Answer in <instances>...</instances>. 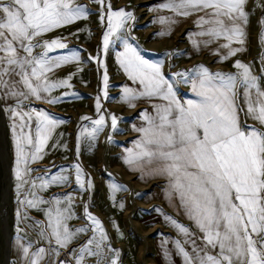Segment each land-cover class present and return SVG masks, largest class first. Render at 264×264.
<instances>
[{"label":"snow or ice","instance_id":"6c2138e0","mask_svg":"<svg viewBox=\"0 0 264 264\" xmlns=\"http://www.w3.org/2000/svg\"><path fill=\"white\" fill-rule=\"evenodd\" d=\"M96 2L105 4V0ZM246 3L247 0H163L158 9H169L174 16L182 17L203 12L204 15L195 21L201 31L194 35L210 37L203 41L204 44L224 37L227 43L220 47L227 49V54L222 57L227 59L244 51V25L248 22ZM84 16L85 8L74 0H0V98L17 99V107L8 109L16 118L12 127L16 153L14 176L20 204L17 219L18 223L27 220L28 209L43 210L46 224L35 221L33 226L39 228L40 239L55 245L50 249L39 247L31 251L32 242L26 243L24 237L19 236L17 246L23 264H41L46 255L58 256L59 249L67 248L89 227L85 225L75 230L69 227L67 222L74 218L71 195L56 196L50 201L38 195V191L49 184L67 183L66 176L43 180L30 175L34 171L30 164L43 158L45 147L60 121L44 110L24 111L19 107L30 98L42 99L43 94L53 88L71 87L70 76L50 82L46 74L52 66L59 67L79 59L78 55L73 53L53 59L48 52L67 48V44L59 38L45 40L42 44H34L33 40ZM131 19H134L132 12L107 6V12L101 14V20L107 21L103 37L105 48L110 37ZM155 22L169 26L176 23L171 16L158 17ZM261 23L264 24V20ZM261 38L264 39V33ZM192 42L198 48L200 42L195 39ZM233 42L240 47H232ZM34 47H42L44 51L33 55ZM119 63L128 78L140 86V90L125 86L121 96L123 102L134 107L133 101L139 98L161 101L153 104V112L142 111L145 125L135 129L141 135L134 147L127 150L124 159L133 170L143 173L147 167V174L166 177L168 199L179 200L184 214L202 234L197 236L188 226L165 217L183 237V243L180 240L174 243L184 264H264V86L257 76L239 60L234 64L238 69L235 74L211 73L199 65L188 72L175 74L181 82H191V91L196 97L182 102L173 83L162 73L161 65L144 59L132 45L125 43ZM103 81L107 88V72ZM104 95L107 96V92ZM57 99L48 102L54 103ZM241 100L244 107H241ZM96 108L99 112V98ZM241 112L259 127L242 123ZM110 118L111 127L115 129L117 117L112 115ZM92 123L94 127L84 131L94 138L102 130L105 117L100 115ZM74 167L76 182L83 189L82 169L78 164ZM37 179L41 180L39 185ZM86 184L91 189L90 178ZM112 188L119 190L118 185ZM42 204L50 206L41 209ZM84 212V218L91 222L93 236L76 250V264H84L86 256H96L97 264H117V259L107 257L105 252L107 235L101 221L88 211L87 205ZM23 231L17 227L18 233ZM198 240L202 244L197 243ZM185 244L191 245L190 252L185 249ZM107 250L113 251L110 246Z\"/></svg>","mask_w":264,"mask_h":264},{"label":"rangeland","instance_id":"374dc122","mask_svg":"<svg viewBox=\"0 0 264 264\" xmlns=\"http://www.w3.org/2000/svg\"><path fill=\"white\" fill-rule=\"evenodd\" d=\"M263 1L247 0L245 11L248 13V22L244 25V51L227 59H222L227 54V49L220 47L227 43L225 39L204 44L201 49H194L192 41L199 36L194 34L201 30L195 21L199 14L204 15L203 12H193L181 21L176 31L160 36V29L161 32L167 33L178 27L166 28L160 24L159 28L155 22L161 16H174L172 12L158 9L163 0H105V4L97 3L96 0H74L77 5L85 8L86 16L53 28L43 36L45 39L36 37L33 40L35 44H42L45 40L59 38L67 44V48L53 49L48 55L55 59L76 53L79 59H72L59 67L52 66V70L46 74L50 82L61 81L70 76L68 83L71 87H56L49 93H44L42 99L33 97L19 104L24 111L44 110L53 119L60 121L45 147L43 158L30 164L34 169L30 175L32 178L39 177L43 180H49L51 176H66L67 183L49 184L46 189L38 191V195L45 201H50L56 196L63 198L64 195H71L74 218L67 222L69 227L75 230L89 225L88 230L78 234L67 248L59 249L58 256L46 255L41 264H59L61 260L64 264H76V250L93 236L91 222L84 218L85 205L88 206V211L101 221L107 235L104 242L107 257L116 258L117 264H158L157 252L152 250V242L158 237H163L164 230L156 222V215L152 211L154 204L146 201L150 198L136 197L137 194H142V190L134 186L133 180L123 179L116 164L119 163L117 156L122 146L133 136L138 124L144 121L141 117L142 111L146 109L149 113L153 112V104L161 101L158 98H139L133 101L134 107H129L128 103L121 100L125 86L137 90H140V86L128 78L119 63V55L127 43L135 47L144 59L160 64L162 73L173 83L180 100L186 97L190 82H181L175 74L188 72L199 65L208 68L211 73L235 74L238 69L234 64L239 60L249 66L252 74L257 76L258 82L264 86V39L261 38L264 33V24L261 23L264 20ZM108 5L113 10L123 8L132 12L134 19L129 20L123 29L110 37L108 47L105 48L103 37L107 31V21L101 20V14L107 12ZM232 47L240 45L233 42ZM32 51L33 55H39L44 49L34 47ZM105 72L108 76L107 88L103 81ZM104 92H107V96ZM52 98L58 99L49 103ZM97 98L100 100L99 112L96 108ZM6 101L8 104L3 107L0 98L6 121L5 136L9 160L8 153L12 147L15 148L12 126L16 118L12 117L8 109L16 108L17 100L11 97ZM241 107H244L242 100ZM243 113H240L242 123L259 127L247 116L246 121H243ZM100 115L105 117V124L93 138L84 129L91 130L94 127L92 121L99 119ZM112 115L117 117L115 129L111 127ZM85 116L90 119L82 120ZM75 164L82 169L85 181L83 189L76 182ZM89 178L91 189L87 188L86 184ZM1 182L0 166V189ZM40 182V179L36 180L37 185ZM16 183L15 176L12 175L10 204L13 212V230L10 245L14 252L9 255L8 264H23V257L17 246L19 236H23L26 243L32 242L31 251L39 247H55L54 243L50 245L47 240L40 239L39 228L33 226L35 221L46 224L47 217L43 210L28 209L29 218L18 223L17 209L20 204L17 201ZM113 185H118L119 190L113 191ZM49 206L42 204L40 208ZM17 227L24 231L18 233ZM1 244L0 233V262L3 259ZM107 246L113 251L108 252ZM84 264H97V257L86 256Z\"/></svg>","mask_w":264,"mask_h":264},{"label":"crops","instance_id":"0c3cea01","mask_svg":"<svg viewBox=\"0 0 264 264\" xmlns=\"http://www.w3.org/2000/svg\"><path fill=\"white\" fill-rule=\"evenodd\" d=\"M163 11H169V9H165ZM168 13V14H169ZM164 14V13H163ZM201 14H199L200 16ZM176 23L172 24L171 26H178L174 28L173 30L167 32L165 35L160 36H166L169 33L176 31L177 28H179V25L182 23L181 21L185 19V17L182 16H173L172 17ZM182 18V19H181ZM159 25L160 23L156 22ZM166 28L169 25L163 24ZM246 26V25H245ZM182 27V26H180ZM201 31V30H200ZM161 32V29L159 30V33ZM48 33H42L40 36L41 38H44L43 36H46ZM36 39V38H34ZM45 39V38H44ZM210 37L208 36H198L195 40L200 42L198 48L195 47L194 49H201L204 45L203 41L209 40ZM225 39L224 37H220L218 39H213L212 41H220ZM226 40V39H225ZM244 42H246V30H245V36H244ZM35 44V43H34ZM22 55H25L21 52ZM188 93L186 97L182 98V102L189 99H196L194 93L191 91V82L189 84ZM22 90V89H21ZM1 98V105L4 107L8 103L6 100ZM17 100V99H16ZM243 121H246V115L243 113L242 117ZM145 125V121H141L140 124L136 128H140ZM140 133L135 131L133 136L122 146V149L120 150L117 159L119 161L116 166L118 167V173L123 179H131L135 183V187L142 190V194H137V198H150L146 200L147 202H151L154 204V208L152 211H154V214L156 215V222L157 224L164 230L163 237L156 238L152 243V250L157 252V263L158 264H184V259L180 255V253L177 250L176 244L174 243L176 240H180L183 243V237L177 232V230L171 226V224L165 219L166 216L172 217L176 219L178 222L188 226L192 232H194L197 236H201L202 234L196 229L193 222L188 219V217L184 214V209L180 207L179 200L176 198H173L171 201L168 199L166 195V189L168 187V181L166 177L163 176H155L147 174L149 172V168H145L144 172L133 170L132 167H130L128 164L125 163V156L127 155V150L134 147V142L139 139ZM152 167H156V165H152ZM197 243L202 244V241L198 240ZM185 249L187 251H191V245L185 244ZM215 251V250H213ZM14 254V253H13Z\"/></svg>","mask_w":264,"mask_h":264},{"label":"water","instance_id":"95a60500","mask_svg":"<svg viewBox=\"0 0 264 264\" xmlns=\"http://www.w3.org/2000/svg\"><path fill=\"white\" fill-rule=\"evenodd\" d=\"M5 115L2 106L0 105V166H1V181L7 180L6 188L7 190L10 188V180L6 177L7 168L6 160H5V150L7 147V140L5 136ZM13 225H12V216L11 211L8 210L1 211L0 209V233L2 235V244L1 250L3 253V259L6 264H8V250L10 245V239L12 235Z\"/></svg>","mask_w":264,"mask_h":264},{"label":"bare ground","instance_id":"6f19581e","mask_svg":"<svg viewBox=\"0 0 264 264\" xmlns=\"http://www.w3.org/2000/svg\"><path fill=\"white\" fill-rule=\"evenodd\" d=\"M10 142V141H9ZM13 148V149H12ZM11 151L8 153L9 154V160L7 157V147L5 150V160H6V167L7 168V174L6 177L9 178L10 180V188L7 190L6 188V182L3 181L1 182V189H0V209L1 211L8 210V212L11 211V216H12V221H13V212H12V207H11V195H12V175L14 176V167H15V159H16V153H15V148L12 147ZM14 248L9 245V250H8V255L12 254L14 252ZM0 264H6L4 259L0 262Z\"/></svg>","mask_w":264,"mask_h":264},{"label":"built area","instance_id":"2783aa9c","mask_svg":"<svg viewBox=\"0 0 264 264\" xmlns=\"http://www.w3.org/2000/svg\"><path fill=\"white\" fill-rule=\"evenodd\" d=\"M264 2V1H263Z\"/></svg>","mask_w":264,"mask_h":264}]
</instances>
